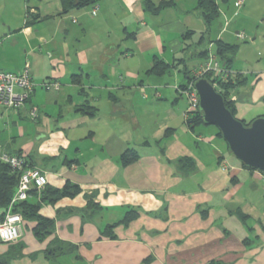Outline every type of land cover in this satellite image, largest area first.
<instances>
[{
	"label": "crops",
	"instance_id": "crops-1",
	"mask_svg": "<svg viewBox=\"0 0 264 264\" xmlns=\"http://www.w3.org/2000/svg\"><path fill=\"white\" fill-rule=\"evenodd\" d=\"M153 1L171 5L152 14L143 0H102L92 15L93 5L64 12L61 0H0V71L28 65L35 84L19 109L0 105V155H21L46 175L27 202L53 224L41 237L23 218L17 242L0 240V263L264 264V183L227 154L216 128L187 124L179 92L185 67L191 76L199 63L182 53V36L192 31L195 43L206 33L236 45V118L264 116V29L244 26L252 38H239L231 0H215L209 26L197 0ZM240 8L248 15L250 1ZM156 59L169 66L163 75L148 73ZM128 150L138 158L124 166ZM66 184L79 193L41 201ZM59 243L66 253L46 258Z\"/></svg>",
	"mask_w": 264,
	"mask_h": 264
},
{
	"label": "trees",
	"instance_id": "trees-1",
	"mask_svg": "<svg viewBox=\"0 0 264 264\" xmlns=\"http://www.w3.org/2000/svg\"><path fill=\"white\" fill-rule=\"evenodd\" d=\"M102 0H61V3L64 7V12H67L73 8H83L90 5H94ZM144 9L152 14H157L163 9L169 7L171 2L160 1L157 5L153 0H143ZM68 9V10H67ZM197 10L200 12L203 17L205 23L209 26L211 22L218 16V10L215 0H197ZM192 31L186 32L182 36L183 48L182 53L185 55L189 54L188 58L193 61H197L198 66L205 63L208 60V56L210 52L216 55L217 61L220 66H224L222 68L228 71V77L226 80H221L219 77H211V73L205 74L201 78H206L211 84H216L218 88V92L223 96L225 107L231 112V114L236 117V107L235 103L230 100L231 94L236 86L239 83V75L237 73L232 72L230 69V65L233 63V57L236 50V45L229 44L224 42L223 40H215L212 41L207 37L206 33H202L196 42H188L192 37ZM213 43V51L208 49V45ZM185 62L184 57L181 59ZM184 75L187 76L188 82L193 81V76H190V71L185 67ZM196 68V67H195ZM169 69V66L158 59L154 60L152 67L148 71V73H152L155 75H163ZM185 87V86H184ZM183 87V88H184ZM182 89V88H181ZM82 113H86L88 115H93L92 111L81 108L78 110ZM264 117V116H262ZM189 126L196 127L198 125H205L202 121L201 113L198 110L192 116L187 118L186 120ZM244 124V121H241ZM217 136L221 138V134L217 131ZM227 146V145H226ZM122 165H128L133 162L136 158H138L137 154L128 150L122 154ZM241 164V163H240ZM241 166L247 170L255 171V169L248 168L241 164ZM20 172L12 170L7 164L0 161V206L4 208H8V205L15 193L16 187L18 185ZM45 188V187H44ZM33 192V191H32ZM31 193V192H30ZM29 193V194H30ZM79 193V188L74 185L66 184L62 189H52L47 188L42 193L43 196L41 201L48 202L50 204H54L57 200L63 197H75ZM39 209V205L29 204L27 200L20 202L13 207V212H18L22 215L23 218H33L36 220L37 224L35 226V233L38 236H45L51 233L53 228L52 221L46 218L41 217L37 212ZM5 216V215H4ZM4 216L0 219L3 220ZM239 218L242 222H245L247 216L244 214H239ZM127 220V217H126ZM114 225H110L107 229H111ZM67 244L59 243L55 247H51L45 251V256L48 259L55 258L58 255L65 254L67 251ZM4 264V263H0Z\"/></svg>",
	"mask_w": 264,
	"mask_h": 264
},
{
	"label": "built area",
	"instance_id": "built-area-1",
	"mask_svg": "<svg viewBox=\"0 0 264 264\" xmlns=\"http://www.w3.org/2000/svg\"><path fill=\"white\" fill-rule=\"evenodd\" d=\"M243 5V0H236L234 6L239 9ZM98 9L97 3L93 5L92 15ZM238 37L245 39L244 33H238ZM211 73V77H219L221 80H226L228 71L220 67L216 55L209 53L208 60L197 66L192 70L193 81L188 83L184 88L180 89L181 96L186 101L185 117L189 118L198 111V96L193 87V82L203 77L205 74ZM214 88H218L216 84H212ZM43 88L58 89L57 83H42ZM35 89V84L29 75L28 65L18 73H10L0 71V105L17 110L29 98L30 94ZM220 91V89H218ZM216 89V91L218 92ZM219 93V92H218ZM231 101H235L233 96L230 97ZM0 161L7 164L12 170L20 172L18 185L15 193L8 205L7 212L3 220H0V240L4 243H14L19 240L22 235V221L23 217L18 212H13L14 205L28 199L29 193L32 191H40L47 184V177L40 170L29 167L28 163L21 155H0ZM226 169V166L223 167ZM256 173L264 183V173L255 170Z\"/></svg>",
	"mask_w": 264,
	"mask_h": 264
},
{
	"label": "water",
	"instance_id": "water-1",
	"mask_svg": "<svg viewBox=\"0 0 264 264\" xmlns=\"http://www.w3.org/2000/svg\"><path fill=\"white\" fill-rule=\"evenodd\" d=\"M193 87L198 96V110L203 123L219 131L236 160L264 173V117L244 124L225 107L223 96L206 78L196 79Z\"/></svg>",
	"mask_w": 264,
	"mask_h": 264
},
{
	"label": "rangeland",
	"instance_id": "rangeland-1",
	"mask_svg": "<svg viewBox=\"0 0 264 264\" xmlns=\"http://www.w3.org/2000/svg\"><path fill=\"white\" fill-rule=\"evenodd\" d=\"M249 1H250L251 6H252V10L246 16H242V11H240L242 8H239V10H237L236 8L233 7L234 1L231 0L228 5L226 4V7L230 6V7H232V10L237 12V17H235V21L236 22L239 21L240 23L244 24L243 27L239 29V31H240L239 33H244L247 36V39H251L252 37H249V34L246 32V27H249L254 32L255 31L260 32L264 29V21L262 20L263 15H264V0H249ZM233 21H234V19L231 20L232 25H234L236 23V22L233 23ZM215 24H216V22L213 25H215ZM244 26H246V27H244ZM252 35H254V34H252ZM251 42H253V40ZM241 45H245V44L241 43ZM261 51H262L261 48L255 49V52H252V56H255L256 54L261 53ZM245 57H249V53H246ZM185 103H186V101H185ZM186 107H187V105H186ZM198 127H200L201 129L215 130L214 126L199 125ZM225 150H226V148H225ZM227 154L229 156H232V154L230 153L229 150H227Z\"/></svg>",
	"mask_w": 264,
	"mask_h": 264
}]
</instances>
